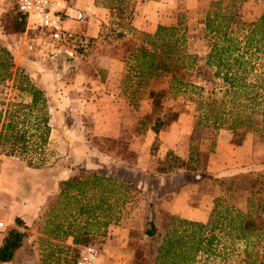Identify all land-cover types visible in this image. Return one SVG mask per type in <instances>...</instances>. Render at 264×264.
<instances>
[{
  "label": "rangeland",
  "instance_id": "1",
  "mask_svg": "<svg viewBox=\"0 0 264 264\" xmlns=\"http://www.w3.org/2000/svg\"><path fill=\"white\" fill-rule=\"evenodd\" d=\"M214 1L217 0L163 2L164 9L168 8L165 12L173 21L168 25L179 22L174 33L179 37L181 50L175 53V57L180 55L185 61H190L189 57H183L186 53L196 56L195 66L176 72V77L185 81L178 86H174L177 81L170 72L147 73L144 69L143 73H138L135 55L141 45L151 46L147 35L152 34L133 29L130 24L133 7L139 0H94L92 4L91 0H86L83 3L85 6L79 4L85 18L77 24L92 28L98 25L96 37L87 38L80 31H75L72 41L55 42L46 31L36 26L31 17L25 20L22 31L11 32L14 34L9 38L0 39V122L12 119L18 129L23 125L22 129L34 131L31 125L33 116L28 117L26 109L22 107V104L30 101V95L19 87V78L25 73L47 97L50 125L47 143L42 151L21 153L19 150L11 151L8 143H0V215L5 212L4 208L11 205L40 206L39 210L31 208L23 215L30 224L29 234L33 237L24 254L29 261L25 257L27 260L0 264H73L85 244L97 247V264H133L137 260L152 263L158 244L175 225L170 220L172 215L206 222L216 200L243 211L247 209V198L252 189L250 179L264 183V111L260 106H245L244 97L248 90L245 83L253 80L258 69L264 66V54L257 51L250 58L245 53L250 63L256 62L255 70L244 73V84L237 85V89L213 74L215 66L206 64L205 58L211 44L214 41L221 44L223 40L219 35L207 31L204 17ZM4 2L9 4L6 10L9 17L16 12L15 0ZM244 2L221 0L214 6L224 13H233V20L229 24L233 29L231 35L234 41L240 45L249 43L252 45L251 51H255L252 42L256 41L257 45L264 47V29L257 27L262 13L255 14L254 8L243 6ZM217 21L219 27H223L227 19L219 18ZM165 38L167 35H164ZM134 43L137 45L134 46ZM85 55L120 57L125 62L124 75H134L132 79L124 77L123 84L127 91H131L138 136L144 135L145 130L153 126L159 127V131H169L165 137L163 134L162 138L156 136L158 140L154 145L152 140L145 158L153 162L152 169L148 170L149 175L158 177L154 179L162 187H167L164 195L156 193L146 196L132 183V186L114 185L115 189L108 194L109 201H116V197L118 200L115 209L111 210L110 219L102 215L87 217L78 214L73 205L62 206L63 202L59 203L62 201L59 200V188L56 194H52L55 191L56 170L82 176L92 172L83 167L85 138L91 139L89 147L94 146L108 155L112 150L116 155L126 156L124 158L128 162L131 161L130 157L134 158V152L128 150L127 141L98 134L92 121L85 115V108L80 105L74 107L78 108L76 110L72 108V99L76 98L74 95H80L85 89ZM75 56L79 59L76 60ZM7 73H10L9 77H6ZM261 90L264 91V88ZM52 115L56 120L50 122ZM205 119L206 122L203 121ZM53 121H58V128L54 130ZM213 121L217 124L213 125ZM242 144L244 147L236 151L237 145ZM178 152L184 153L183 159L192 168L178 166L176 158L181 157ZM115 154L104 157L110 159ZM29 159L31 164L27 162ZM122 180L130 183L129 180ZM93 200L91 195L89 201ZM149 202L153 205L157 229L153 237L144 233L149 219ZM258 209L254 208L250 216L264 227V210ZM13 211L15 217L17 209ZM258 212L260 217L257 216ZM5 218V215L1 217L5 225L3 232L10 226ZM85 219L87 225L80 229L78 240L74 242L72 235L76 233L75 225L85 224ZM106 220H110L106 225L100 223ZM47 222L52 229L56 222H61L64 229H68L67 225L72 223L74 234L62 236L60 232L58 236L51 237L44 232L49 228L45 226ZM35 232L46 234L43 241H37ZM67 237H72L71 243L65 242ZM247 239L253 242L256 234L248 235ZM214 247L212 254L198 253L193 264H243L241 248L244 242L234 241L228 229L219 233ZM260 248L264 249V239Z\"/></svg>",
  "mask_w": 264,
  "mask_h": 264
},
{
  "label": "trees",
  "instance_id": "2",
  "mask_svg": "<svg viewBox=\"0 0 264 264\" xmlns=\"http://www.w3.org/2000/svg\"><path fill=\"white\" fill-rule=\"evenodd\" d=\"M219 1L221 0L212 2L213 6L207 9L204 18L207 31L222 37L223 43L218 44L217 41H214L211 44L205 63L215 66L213 74L228 82L231 88L237 89V85L244 82V73L250 72L256 65V62L250 63V59L245 56V53L250 58L257 51L264 54V47L261 48L255 41L252 42L253 46H255V51H251V44L240 45L237 41H234L231 35L233 29L229 24L233 20V13L230 11L224 13L215 7L214 5L218 4ZM14 6L16 8L15 3ZM7 14L8 12L4 13L3 18H1L2 29L5 32L22 31L26 22L25 16L17 8L13 15L8 17ZM219 18L227 19L223 27H219L217 23ZM178 25L179 22L176 25H158L154 33L147 35L151 46L141 45L135 55L137 62L135 66H138V73H143L144 69L147 70V73L155 72L156 74L165 71L170 72L172 78L177 81V85L174 86L185 82L182 78L178 79L176 77V72L181 70V68L186 71L195 66L196 56L190 53L184 55L185 53H183V57H189L190 61H185L180 55L175 57V53H179V50H181L179 37L174 33L178 29ZM257 27L264 29V12L259 17ZM164 35H167V38L164 39ZM258 64L262 65L259 62ZM261 68L258 69L259 71L253 80L245 83L248 90L244 98L245 106H249L248 104L250 106H260L262 111H264V104H262L264 102V91L261 90V88H264V66ZM9 76L10 73H7L6 77ZM19 87L30 95V101L22 104V107L24 110L26 109L25 114L28 117L33 116L31 125L34 131L30 132L27 129H22L23 125L18 129L17 123L12 119L3 120L0 122V143H8L11 151L19 150L21 153L30 154L36 150L42 151L47 143L50 131L47 97L43 90L35 85L25 73L21 74L19 78ZM241 91L244 92V90ZM203 118H206V116H203ZM199 121L200 118L197 122ZM203 121L206 122V119ZM215 124L217 123L213 121V125ZM152 130L157 133L159 127L153 126ZM156 140H158V137L155 136L153 145ZM236 143L239 142L237 141ZM176 159L179 161L178 166L192 168L187 160L181 157ZM27 162L31 164V159ZM250 182L251 195L247 198L248 207L245 211L231 204H220L216 200L206 222L178 218L172 215L170 220L171 223L175 222V225L170 228L169 233H166L167 235L165 234L158 244L154 261L147 263L144 260H137L133 264H193L198 253L209 255L215 252L214 245L218 242L219 233L225 229H228V233L231 234L234 241L241 240L244 242V247L241 248L243 264H264V249L260 248L261 240L264 239V227L256 223L250 216L254 212V208H259L258 210L260 211L264 210V183L258 179H250ZM114 185L129 186L131 183L115 176L99 174L95 171L85 176L74 173L65 179L59 180V196H61L59 200H62L59 203L63 202L62 206L70 204L72 207L73 205L80 215L85 214L87 217L102 215L110 219L111 210L115 209L118 200V197H116V201H109L108 194L115 189ZM91 195L94 198L93 202L89 201ZM148 206L149 219L146 222L147 227L144 229V233L149 237H153L156 235L157 230L153 218L154 209L151 202H149ZM257 216L260 217L259 212ZM13 220L14 225L5 229L0 241V262L12 260L16 250L22 245L24 238L28 235V226L25 221L20 216H15ZM85 220V224L75 225V234L72 231L74 227V225H71L72 223L67 225L68 229H64L61 222H56L55 228L52 229L49 227L51 220L46 223L45 226L49 228L44 232L51 237L58 236L60 232L62 236L72 235L73 233V241L77 242V236L81 232L80 229L87 225V219ZM107 221L110 220L100 223L106 225ZM85 233H87L86 228ZM250 234H256V239L253 242L247 239Z\"/></svg>",
  "mask_w": 264,
  "mask_h": 264
},
{
  "label": "crops",
  "instance_id": "3",
  "mask_svg": "<svg viewBox=\"0 0 264 264\" xmlns=\"http://www.w3.org/2000/svg\"><path fill=\"white\" fill-rule=\"evenodd\" d=\"M74 1L77 5L80 4L82 6L86 0ZM93 1L94 0H91V4ZM163 2L164 0H139V2H136L130 17V24L133 26V29L153 33L157 29L158 25L173 24V21L171 22L169 15L165 12L168 11V8L164 9ZM243 4L244 7L248 6L254 8V12L255 14L257 13V15L264 12V0H245ZM8 5L9 4L5 3L4 0H0L1 40L9 38L10 35L14 34L11 32H5L2 29L3 26L1 18L3 13L6 12L9 7ZM245 9L246 8H244V10ZM103 19L106 20V17L104 16ZM77 23L80 22L65 21L64 26L71 29L73 32L80 31L81 34L87 38L98 36V25L95 28L90 27V25L85 26V24L80 27V24ZM133 45L136 46L137 44L134 43ZM75 59L78 60L79 58L75 56ZM124 63L125 62L117 56L85 55V89L81 91L80 95H74L76 98L72 99L73 103H71V105L73 110L78 109L74 108L77 105L85 108V115H87L89 120L92 121L93 128L95 129V132H98V134L113 136L116 138L118 137L127 141L128 150L134 152V158L132 159V157H130L131 161L128 162L127 159L124 158L126 156L116 155L112 150H109L111 153L108 155L107 152H103L94 146L89 147V145H91V139L85 138V141L88 143L85 142V158L83 161V167L85 170L97 171L99 174L112 175L121 179L129 180V182L134 186L139 187V189L145 193L146 196L150 194L154 195L156 193L158 195H164L167 187H162L161 183L159 184L157 179H154L158 177L154 176L152 178V176L149 175L148 170L152 169L153 162L151 160L146 161L145 158L146 150L149 152V146L154 137L159 136L162 138V134L165 137L169 131L167 132L166 129L156 133L151 128H148L145 130L144 135L141 134V136H138L136 130L137 116L132 112H135V108H133L134 106L131 100V91H127L123 84L124 77L132 79L134 75H124ZM53 119L56 120V118L52 115L50 122H52ZM57 122L58 121L51 123L53 130L58 128ZM74 143L75 140L73 141V144ZM163 145L168 147L164 143ZM173 146L176 147L174 144ZM237 147L238 148H235L236 151L242 149L244 144L237 145ZM112 153L116 156L110 159L104 157H112ZM178 154L184 158V153L178 152ZM233 161L234 159L231 158V162ZM55 174V191L52 194H56L58 192L59 180L69 177L73 174V172L64 174L59 172L58 169ZM0 201L2 202L1 195ZM178 206L179 205H177V208H179ZM31 208L36 211L34 208L38 209L40 206L37 207L36 205H32V207H30L27 204H22L20 207L17 205L14 207V205H11V207H8L7 209L4 208L5 212L3 211L1 213L0 218L5 215V219L8 221L10 226L14 225L13 210L17 209L16 216H20L23 220H25L26 225L29 226L30 224L26 221L25 216L23 215ZM27 230L28 235L24 238L22 245L16 250L12 260L10 261L14 260L16 262L20 259L22 260L27 258V256L24 255L27 252L26 246H28V242L33 241L32 235L29 234V229ZM45 235L46 234L42 232H35V238L37 241H43ZM65 242L67 244L71 243L72 237H67ZM27 261H29V259Z\"/></svg>",
  "mask_w": 264,
  "mask_h": 264
},
{
  "label": "built area",
  "instance_id": "4",
  "mask_svg": "<svg viewBox=\"0 0 264 264\" xmlns=\"http://www.w3.org/2000/svg\"><path fill=\"white\" fill-rule=\"evenodd\" d=\"M17 10L30 17L55 42L72 41L74 32L64 26L65 21L80 22L85 18L84 10L74 0H15ZM4 221L0 218V234L4 230ZM99 251L92 244H85L73 261V264H97Z\"/></svg>",
  "mask_w": 264,
  "mask_h": 264
}]
</instances>
